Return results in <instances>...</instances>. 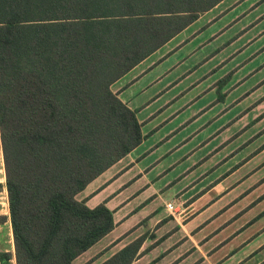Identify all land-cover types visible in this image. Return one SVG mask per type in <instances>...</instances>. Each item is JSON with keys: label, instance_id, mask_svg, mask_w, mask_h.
I'll return each instance as SVG.
<instances>
[{"label": "rangeland", "instance_id": "1", "mask_svg": "<svg viewBox=\"0 0 264 264\" xmlns=\"http://www.w3.org/2000/svg\"><path fill=\"white\" fill-rule=\"evenodd\" d=\"M111 89L146 137L76 195L117 225L72 264L142 234L132 264H264V0H223ZM0 215L14 252L6 189Z\"/></svg>", "mask_w": 264, "mask_h": 264}, {"label": "trees", "instance_id": "2", "mask_svg": "<svg viewBox=\"0 0 264 264\" xmlns=\"http://www.w3.org/2000/svg\"><path fill=\"white\" fill-rule=\"evenodd\" d=\"M222 1L0 0V141L14 248L0 250V264H72L116 227L106 200L89 207L76 198L146 137L111 85ZM145 239L99 264H132L154 247L141 250Z\"/></svg>", "mask_w": 264, "mask_h": 264}, {"label": "crops", "instance_id": "3", "mask_svg": "<svg viewBox=\"0 0 264 264\" xmlns=\"http://www.w3.org/2000/svg\"><path fill=\"white\" fill-rule=\"evenodd\" d=\"M168 42H170V41H168ZM168 42H167V43H168ZM167 43H166V44H167ZM163 46H164V45H163ZM163 46H162V47H163ZM159 49H160V48H159ZM155 52H156V51H155ZM151 55H152V54H151ZM147 58H148V57H147ZM147 58H146V59H147ZM146 59H144V60H146ZM144 60H143V61H144ZM141 63H142V62H140L139 64H141ZM135 67H136V66H135ZM135 67H134V68H135ZM134 68H133V69H134ZM148 68H149V67H148ZM133 69H132V70H133ZM130 71H131V70H130ZM130 71H129V72H130ZM143 72L146 73L145 70H144ZM144 73H143V74H144ZM124 76H125V75H124ZM124 76H123V77H124ZM123 77H122V78H123ZM120 79H121V78H120ZM120 79H119V80H120ZM133 81H134V80H133ZM171 85H172V83H170L169 85H167V87H170ZM124 102H125V101H124ZM126 104H127V103H126ZM127 105H128V104H127ZM128 106H129V105H128ZM129 107H130V106H129ZM130 108H131V107H130ZM1 150H2V149H1V141H0V168L3 167V156H2V151H1ZM127 170H128V169H127ZM0 171H1V169H0ZM106 171H107V170H106ZM102 174H103V173H102ZM102 174H101V175H102ZM118 176H120V175H118ZM4 177H5V175H4ZM225 178H226V177H225ZM225 178H224V179H225ZM0 184L2 185V187H1V189H0V192H1L3 189H6V188H5V183H4V184L2 183V178L0 179ZM89 184H90V183H89ZM89 184H88V185H89ZM217 184H219V182H218ZM220 184H221V181H220ZM220 184H219V185H220ZM88 185H87V186H88ZM87 186H86V187H87ZM6 221H7V219H6ZM8 221H9V218H8ZM3 224H4V222L0 224V228L3 226ZM9 226H10V221H9ZM10 232H11V227H10ZM2 238H3V232L0 231V240H1ZM11 238H12V233H11ZM12 248H13V243H12ZM0 250L11 251V250H9L8 248H4V247H2L1 244H0ZM11 264H15V259H14V258H12Z\"/></svg>", "mask_w": 264, "mask_h": 264}]
</instances>
